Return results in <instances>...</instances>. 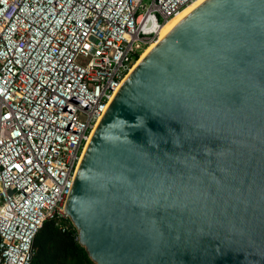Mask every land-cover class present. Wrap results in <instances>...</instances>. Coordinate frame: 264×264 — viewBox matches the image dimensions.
<instances>
[{
    "label": "water",
    "instance_id": "95a60500",
    "mask_svg": "<svg viewBox=\"0 0 264 264\" xmlns=\"http://www.w3.org/2000/svg\"><path fill=\"white\" fill-rule=\"evenodd\" d=\"M63 210L95 264H264V0H204L137 63Z\"/></svg>",
    "mask_w": 264,
    "mask_h": 264
},
{
    "label": "built area",
    "instance_id": "2783aa9c",
    "mask_svg": "<svg viewBox=\"0 0 264 264\" xmlns=\"http://www.w3.org/2000/svg\"><path fill=\"white\" fill-rule=\"evenodd\" d=\"M192 1L0 0V264H31L44 222L69 228L63 204L89 138Z\"/></svg>",
    "mask_w": 264,
    "mask_h": 264
},
{
    "label": "trees",
    "instance_id": "16d2710c",
    "mask_svg": "<svg viewBox=\"0 0 264 264\" xmlns=\"http://www.w3.org/2000/svg\"><path fill=\"white\" fill-rule=\"evenodd\" d=\"M31 264H95L78 243L75 227L62 231L54 220L44 222L34 241Z\"/></svg>",
    "mask_w": 264,
    "mask_h": 264
},
{
    "label": "bare ground",
    "instance_id": "6f19581e",
    "mask_svg": "<svg viewBox=\"0 0 264 264\" xmlns=\"http://www.w3.org/2000/svg\"><path fill=\"white\" fill-rule=\"evenodd\" d=\"M204 0H193L191 3L183 7L181 10H179L174 16H172L170 19H168L160 28L159 32V40L179 21H181L184 17H186L193 9H195L198 5H200ZM156 43L150 44L148 47H146L142 53L140 54V57L138 60L133 64V66L130 68V71L123 79L122 83L125 81V79L128 77V75L131 73V71L134 69V67L137 65V63L142 59V57L148 53V51L155 46ZM122 85V84H121ZM91 138V137H90ZM89 138V139H90ZM87 147V146H86ZM85 147V150H86ZM85 152V151H84ZM83 152V155H84ZM83 155L81 157V160L83 158ZM80 160V162H81Z\"/></svg>",
    "mask_w": 264,
    "mask_h": 264
},
{
    "label": "rangeland",
    "instance_id": "374dc122",
    "mask_svg": "<svg viewBox=\"0 0 264 264\" xmlns=\"http://www.w3.org/2000/svg\"><path fill=\"white\" fill-rule=\"evenodd\" d=\"M133 59H134V58H133ZM133 59H132V60H133ZM65 224H66L69 228L74 227V225H73V223H72V221L70 220L69 217L66 218V220H65Z\"/></svg>",
    "mask_w": 264,
    "mask_h": 264
}]
</instances>
